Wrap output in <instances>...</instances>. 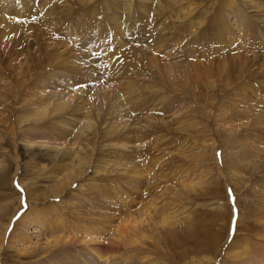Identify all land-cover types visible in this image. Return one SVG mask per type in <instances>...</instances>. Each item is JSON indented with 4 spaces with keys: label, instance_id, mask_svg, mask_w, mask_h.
Instances as JSON below:
<instances>
[{
    "label": "rangeland",
    "instance_id": "obj_1",
    "mask_svg": "<svg viewBox=\"0 0 264 264\" xmlns=\"http://www.w3.org/2000/svg\"><path fill=\"white\" fill-rule=\"evenodd\" d=\"M183 1L179 16L140 0H4L0 264H103L93 251L111 254L115 229L84 228L120 215L112 183L137 196L109 167L137 166L150 174L134 205L186 213L155 224L129 264L264 263V36L234 30L228 0Z\"/></svg>",
    "mask_w": 264,
    "mask_h": 264
},
{
    "label": "bare ground",
    "instance_id": "obj_2",
    "mask_svg": "<svg viewBox=\"0 0 264 264\" xmlns=\"http://www.w3.org/2000/svg\"><path fill=\"white\" fill-rule=\"evenodd\" d=\"M6 1V0H5ZM9 1V0H8ZM44 1V0H43ZM139 1V0H138ZM142 2L143 5H146V4H150V5H154V4H159L161 2V5H165L164 7H166V9H175L176 12L178 13L179 15V12L182 8V5L184 4L183 0H140ZM229 1V4L233 7V8H236L238 9V19H239V23L238 25L234 28V30H238L237 27L239 26H242L244 24H251V25H256L255 28H257L261 33L262 35L264 36V0H228ZM8 2H4V0H0V10L3 8V4H5ZM183 3V4H182ZM30 4V3H29ZM47 4V3H46ZM141 4V3H140ZM186 4V3H185ZM223 4V3H222ZM10 6V5H9ZM16 6V5H15ZM26 6V5H25ZM153 7V6H152ZM157 7V6H156ZM155 7V8H156ZM160 7V5H159ZM186 7V6H185ZM9 8V7H8ZM145 8V7H144ZM154 8V9H155ZM5 9V7H4ZM153 9V8H152ZM18 10V9H17ZM156 11V10H155ZM167 11V10H166ZM164 11V12H166ZM179 11V12H178ZM22 12V11H21ZM3 13V12H2ZM181 14V12H180ZM3 15V14H1ZM180 16V15H179ZM183 16V15H182ZM6 17V16H5ZM237 17V16H236ZM241 17V18H240ZM46 18V17H45ZM183 18V17H182ZM7 20V18L5 19ZM237 20V19H236ZM252 22L254 24H252ZM201 24V23H200ZM203 24V23H202ZM229 27V26H227ZM254 27V26H253ZM237 28V29H236ZM250 30V29H249ZM255 30V29H254ZM240 33V30L239 32ZM242 33V32H241ZM240 33V34H241ZM264 40V39H263ZM67 104V103H66ZM89 128V127H87ZM82 131V129H81ZM82 132H85L84 130ZM216 154V152L214 153ZM147 160V159H146ZM224 160V159H223ZM159 163V162H158ZM109 164V163H107ZM154 164V163H153ZM77 169L81 168L83 165H81L80 163L77 165ZM138 167V166H137ZM133 168V167H130L129 168V172H127L128 170H125V169H121V170H117L119 167L115 168H110V170H107V174H118L121 172V175L124 177V175H126L125 177L127 178V181L125 182V185H127L128 187H130V189H133L134 191V194H137V196L135 197L134 195H130L125 189L123 190L122 186L120 187V191H118V187H116V185H118V183H112L110 186L112 188V195H113V199L111 198L109 203L112 204V205H115V209L119 212V216L115 217L113 216L112 214L111 215H108L106 217V224H103L100 221H94L97 223V225L99 226V228H93L90 226V228L88 227H85L84 229L88 232H90V234H95L96 233H100L102 232L104 229H107L109 226V228L113 227L115 229L114 233H113V241L111 242L113 245H115V248L116 249H113L110 253H106L105 255L106 256H100V254L97 252L96 249H94V253L97 255V261L100 262V263H105V264H122V262H119L117 261V258H116V255H118L117 253L120 252V249H124V256L123 258V262H126V264H129L132 260V257H135V256H139V255H143V251L140 252L137 248L139 247V245H142V243L144 241V239H146V235L150 232H153L154 230V227L155 224H157V226H162L163 228L164 227H169V226H177L179 223H180V220L182 218H180L183 214H185L186 212H182L180 214H178V210L174 211L175 208H167L166 205L164 206H161V207H158L157 203L154 201V199L150 200V201H153V202H145L146 200L145 199H140L139 203V207H137L136 203H134V198L135 199H138L139 195H142L144 196L143 194L145 193V186H143L142 188V183L144 181V175H146L147 177V174H150L147 172V170H145L147 172L144 171V169H141V168ZM143 167V166H142ZM147 167V166H146ZM225 167V165H224ZM223 167V168H224ZM148 168V167H147ZM146 168V169H147ZM76 169V170H77ZM84 169V166L83 168ZM151 172V171H149ZM156 172V171H155ZM158 173V172H157ZM120 175V176H121ZM152 175V174H151ZM95 176H98V174H96ZM121 176V177H122ZM156 176V175H155ZM160 176V175H159ZM163 176V175H162ZM222 176V175H221ZM110 177V176H109ZM115 177V176H114ZM158 177V175H157ZM231 178V177H230ZM88 179V178H87ZM109 179V178H108ZM112 179V177H111ZM125 179V178H123ZM155 179V178H154ZM158 179V178H157ZM95 180V178L93 179V181ZM143 180V181H142ZM156 180V179H155ZM148 181V180H147ZM233 179L231 180H228V184L229 185H232V182ZM121 182V181H120ZM149 182V181H148ZM75 183V182H74ZM74 183H72L74 185ZM72 184L70 185V187H72ZM234 184V183H233ZM60 185L61 183H58L56 185V190L57 191V194H61L60 193ZM84 185V184H83ZM82 185V186H83ZM235 185V184H234ZM79 186V185H77ZM86 186V185H85ZM89 186V185H88ZM92 186V185H91ZM236 188V187H235ZM85 189V188H84ZM129 189V188H128ZM143 189V190H142ZM111 191V190H110ZM129 191V190H128ZM127 192V194L125 193ZM140 193V194H139ZM150 193V192H148ZM122 194H124L125 196H123ZM132 194V193H131ZM56 197V196H55ZM103 197V196H102ZM136 202V201H135ZM65 205V204H64ZM238 206V205H237ZM60 207V206H59ZM135 207H137L136 209H134ZM165 208H167V210H164ZM141 211H144V212H147L148 211V214L146 213L144 217L145 219L148 217L147 220L145 221H142V222H139L134 224L132 223L129 219L131 217H134L135 215V212H141ZM158 211H162V217L158 216L157 217H154L157 216V212ZM167 211V212H166ZM154 214H153V213ZM69 215V214H68ZM106 215V214H105ZM144 215V214H143ZM143 219V218H142ZM240 219H241V215H240ZM144 220V219H143ZM85 221V220H84ZM115 221V223L113 224V222ZM241 221V220H240ZM239 221V222H240ZM93 222V221H92ZM93 222V223H94ZM137 222V221H136ZM101 223V224H99ZM87 224V223H86ZM143 224V225H142ZM150 226V227H149ZM177 228V227H176ZM162 229V228H161ZM174 229V228H173ZM49 230V229H48ZM98 230V231H96ZM150 230H153V231H150ZM85 231V232H86ZM108 231H111V230H108ZM106 230V232H108ZM207 231V230H206ZM162 232V231H161ZM160 232V233H161ZM214 232V231H213ZM190 233V232H189ZM212 233V232H211ZM87 234L88 236H90L89 233H85ZM191 234V233H190ZM191 235H194V236H198V232L196 233H192ZM217 235V236H216ZM216 235H212L214 238L213 239V242H212V247L211 248H217L216 251H215V255L218 254L220 255V253H217L219 250H220V247H221V244H222V241H221V238L220 236L216 233ZM92 236V235H91ZM111 236V235H110ZM112 239V238H111ZM90 240L93 242V241H96V239H91ZM90 240H88L89 242H91ZM210 240V239H208ZM86 240L85 242V245H87V243L89 244ZM99 242V241H98ZM204 242H207L204 240ZM57 243H54V245H52L50 247V250L51 248H56L57 246ZM101 243V241H100ZM108 243V242H107ZM50 244H53V243H49L48 245ZM110 244V243H109ZM144 244V243H143ZM146 244V243H145ZM202 244V243H201ZM90 245V244H89ZM211 245H209L210 247ZM141 247V246H140ZM142 249H144V247H142ZM208 249V247H207ZM49 250V249H48ZM59 250V249H58ZM232 250V249H231ZM86 252V251H85ZM142 253V254H139ZM146 252V251H145ZM144 252V253H145ZM102 253V252H101ZM138 253V254H137ZM208 253L211 254V250L208 249ZM120 254V253H119ZM104 255V254H103ZM217 256V255H216ZM228 256V253H226L225 257ZM122 257V256H121ZM140 258V257H139ZM145 258V257H144ZM152 259V258H151ZM208 261H211L212 258H207ZM227 260L226 258L224 259V261ZM148 263H151L150 260L147 262ZM207 264L209 262H206ZM95 264H99V263H95ZM152 264H154L152 262ZM264 264V263H263Z\"/></svg>",
    "mask_w": 264,
    "mask_h": 264
},
{
    "label": "snow or ice",
    "instance_id": "obj_3",
    "mask_svg": "<svg viewBox=\"0 0 264 264\" xmlns=\"http://www.w3.org/2000/svg\"><path fill=\"white\" fill-rule=\"evenodd\" d=\"M37 2H39V0H37ZM21 191H23V190H21Z\"/></svg>",
    "mask_w": 264,
    "mask_h": 264
}]
</instances>
